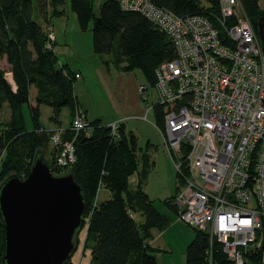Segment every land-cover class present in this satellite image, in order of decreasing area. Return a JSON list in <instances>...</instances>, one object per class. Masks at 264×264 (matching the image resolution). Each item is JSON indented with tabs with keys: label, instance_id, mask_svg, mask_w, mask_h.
<instances>
[{
	"label": "trees",
	"instance_id": "16d2710c",
	"mask_svg": "<svg viewBox=\"0 0 264 264\" xmlns=\"http://www.w3.org/2000/svg\"><path fill=\"white\" fill-rule=\"evenodd\" d=\"M149 1L178 17L201 16L214 24L221 17L220 0ZM240 2L260 36L259 21L264 10L259 0ZM66 6L76 15L82 32L91 30L95 54L110 57L112 64L124 73L139 70L150 87L155 86L157 67L176 58L174 42L167 33L141 13L124 10L121 0H0V59L9 68L7 71L0 68V185L13 175L26 178L37 155L46 157L52 137L61 133V144L69 142L75 147L76 159L69 174L74 175L85 197L87 223L83 227L88 226L85 249H91V263L159 264V249L150 245L152 231L166 230L171 219L157 209L145 192L154 168L149 151L138 155V139L123 123L117 134L101 120L88 121L91 127L87 132H76L73 128L79 110L85 118L75 94L79 73L67 64L60 66L54 51L57 42L48 37L53 19L67 14ZM109 64L106 61L107 67ZM7 73L12 75L13 83L8 81ZM34 88L36 94L32 99ZM43 106L51 109L50 121L58 131L42 125ZM4 108L8 112L7 121L3 118ZM65 109L70 113V125L64 129L61 117ZM165 111L155 110V125L161 129ZM150 146L148 143L147 147ZM57 147L61 150L60 145ZM56 149L46 157L54 176L59 170L56 159L61 152ZM136 174L138 183L132 190L130 179ZM102 189L110 196L99 203L97 198ZM179 190L178 178L174 197L163 202L174 213L177 208L173 203ZM82 228L77 234V246ZM195 233L186 250L185 264H236L222 244L211 241L205 232L195 230ZM4 243L5 228L0 219V264ZM245 260V264H264L261 254L256 252ZM68 264H72L71 260Z\"/></svg>",
	"mask_w": 264,
	"mask_h": 264
},
{
	"label": "built area",
	"instance_id": "2783aa9c",
	"mask_svg": "<svg viewBox=\"0 0 264 264\" xmlns=\"http://www.w3.org/2000/svg\"><path fill=\"white\" fill-rule=\"evenodd\" d=\"M173 40L176 58L155 71L154 101L166 109V151L180 175L175 198L182 221L222 244L236 264L260 253L264 262V42L240 0H220L217 24L178 17L149 0H121ZM264 10V0H259ZM49 40L54 41L52 29ZM146 86L140 87L145 104ZM147 102V103H146ZM121 122L109 125L117 134ZM79 110L76 132L90 129ZM60 165L74 163L73 143L61 144Z\"/></svg>",
	"mask_w": 264,
	"mask_h": 264
},
{
	"label": "rangeland",
	"instance_id": "374dc122",
	"mask_svg": "<svg viewBox=\"0 0 264 264\" xmlns=\"http://www.w3.org/2000/svg\"><path fill=\"white\" fill-rule=\"evenodd\" d=\"M65 9L67 10V14L61 18H54L53 27H51L54 29H52L55 33L54 35L58 36V45L61 46L57 50L58 57L63 65L70 63L71 66L73 65V68L78 71L80 70L82 73L83 77L81 80H77V94L82 101H85L83 102V106L85 111L88 112V119L95 120V118H101L107 125L125 122L128 125L129 131L135 130L136 132L134 134L138 139V155L141 157L143 152L149 151L154 168L146 183L145 191L148 192L151 199L156 201L155 205L157 209L171 219L170 226L164 230V238L170 244L171 251L157 254L158 263L185 264L187 247L195 238L196 233L193 228L182 221L178 208L176 209V213H174L163 204V201L171 197L175 192L180 175L177 172L174 160L170 158L166 151L164 137L155 125V112L146 113L148 107L154 101L155 92L139 70L132 73H124L112 64L110 57L95 54L91 30L82 32L76 15L67 6ZM96 13L99 14V2L96 4ZM35 18L39 20L37 15ZM53 42H56V38ZM106 61L110 63L109 67L105 65ZM101 62L102 64H100ZM0 68L5 71L9 69L6 62L2 59H0ZM6 77L10 82V73H7ZM141 86L147 87L145 91V98L149 101L147 105L141 98ZM35 94L36 89L34 88L32 90V99ZM5 110L7 109L4 108L3 118L7 121L8 112ZM142 111L143 117L139 118L138 116ZM51 115V109L43 106L41 116L43 125H51L50 127H53L50 121ZM26 121L30 128L31 123L27 111ZM68 124H70V119L67 112H65V115L62 116V126L66 127ZM56 134L52 137V143L46 157H49V154H53L54 148L58 149L53 140ZM148 143L151 144L150 147H147ZM58 150L61 151L62 149ZM46 157L44 156L45 159ZM59 159L60 154L56 159V166L59 170L55 173V177L69 175L70 167L75 162L72 164L66 163L61 166ZM137 183L138 176L136 174L130 179V188L135 190ZM108 193L105 189L100 190L97 202L102 203L105 201ZM87 229L88 226L86 224L79 235L87 232Z\"/></svg>",
	"mask_w": 264,
	"mask_h": 264
},
{
	"label": "water",
	"instance_id": "95a60500",
	"mask_svg": "<svg viewBox=\"0 0 264 264\" xmlns=\"http://www.w3.org/2000/svg\"><path fill=\"white\" fill-rule=\"evenodd\" d=\"M259 31L264 42V15ZM85 212L83 189L74 175L55 177L44 155H37L26 178L13 175L0 185L1 264H68Z\"/></svg>",
	"mask_w": 264,
	"mask_h": 264
},
{
	"label": "crops",
	"instance_id": "0c3cea01",
	"mask_svg": "<svg viewBox=\"0 0 264 264\" xmlns=\"http://www.w3.org/2000/svg\"><path fill=\"white\" fill-rule=\"evenodd\" d=\"M56 46H55V48H54V51H55V53H57V50H58V48L59 47H61V46H59L58 45V36H56ZM64 42H66V41H64ZM66 44V43H65ZM66 46H68V45H66ZM57 55H58V53H57ZM59 56V55H58ZM59 63H60V66H62L63 65V63L60 61V59H59ZM65 64H67V65H69V67L71 68V70H73V71H75L76 73H79V78H78V80H81V78L83 77L82 76V73L80 72V70L78 71V70H76L75 68H73V65L71 66V64L70 63H65ZM100 64H102V62L100 63ZM102 66V65H101ZM102 68H103V66H102ZM77 83H76V85H75V94H76V96L78 97V100H79V102H80V105H81V107H82V109L84 110V113H85V118L87 119V121H89V122H92V121H95V120H101L102 121V123L104 124V125H107V123H105L101 118H95V120H90V119H88V112L87 111H85V109H84V106H83V102H85V101H82L80 98H79V96H78V94H77ZM31 95H32V93H31ZM33 97H35V96H33ZM42 110V109H41ZM65 112H67V115H68V118L70 119V113H69V111L67 110V109H65V110H63V112H62V116L63 115H65ZM143 115V111L141 112V114L138 116L139 118L140 117H143L142 116ZM61 119H62V117H61ZM144 119V118H143ZM123 120V119H122ZM118 121H120V120H118ZM42 123V122H41ZM112 123V122H111ZM121 123H123V124H125V122H121ZM109 124V123H108ZM43 125V124H42ZM69 125L70 124H68L66 127L65 126H62L64 129L65 128H67V127H69ZM45 128H47V129H50V130H56V131H58V129L56 128V126L53 124L52 126L53 127H50L51 125H43ZM128 125L127 124H125V129L129 132V130H128ZM62 128V129H63ZM130 132H133V133H136L135 132V130H130ZM150 177V176H149ZM149 179V178H148ZM146 192V191H145ZM146 194L149 196V198L151 199V197H150V195L148 194V192H146ZM174 195H175V192L173 193V195L171 196V197H169L168 199H170V198H173L174 197ZM108 197L106 198V199H108L109 198V196H110V194L108 193V195H107ZM168 199H166V200H168ZM151 200H153V199H151ZM166 200H164V201H166ZM154 202H156L155 200H153ZM163 201V202H164ZM173 205H175V207L177 208V205L175 204V203H173ZM167 207V206H166ZM170 209V208H169ZM171 210V209H170ZM165 231H158V230H153L152 231V234H153V237H152V240L150 241V245H151V247L152 248H154V249H159V252L157 253V254H162V253H168V252H170L171 251V249H170V244L165 240ZM86 236H87V233L86 232H84L83 234H81V235H79L78 236V240H79V243H78V246H77V250H76V252H75V254L73 255V257H72V259H71V262H72V264H92L91 263V259H92V257H91V249H89V248H87V249H85V242H86ZM171 247H172V245H171Z\"/></svg>",
	"mask_w": 264,
	"mask_h": 264
},
{
	"label": "bare ground",
	"instance_id": "6f19581e",
	"mask_svg": "<svg viewBox=\"0 0 264 264\" xmlns=\"http://www.w3.org/2000/svg\"><path fill=\"white\" fill-rule=\"evenodd\" d=\"M9 78H10V80H11V82H12V75H10V77H9Z\"/></svg>",
	"mask_w": 264,
	"mask_h": 264
}]
</instances>
